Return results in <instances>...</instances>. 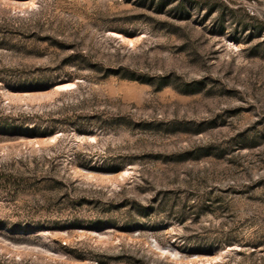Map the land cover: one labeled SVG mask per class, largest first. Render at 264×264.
<instances>
[{
  "label": "rangeland",
  "instance_id": "rangeland-1",
  "mask_svg": "<svg viewBox=\"0 0 264 264\" xmlns=\"http://www.w3.org/2000/svg\"><path fill=\"white\" fill-rule=\"evenodd\" d=\"M0 264H264V0H0Z\"/></svg>",
  "mask_w": 264,
  "mask_h": 264
}]
</instances>
